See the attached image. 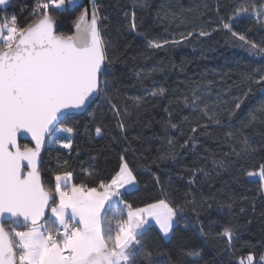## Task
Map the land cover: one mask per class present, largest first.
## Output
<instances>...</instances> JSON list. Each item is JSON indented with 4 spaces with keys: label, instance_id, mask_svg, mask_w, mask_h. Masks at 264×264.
<instances>
[{
    "label": "snow or ice",
    "instance_id": "6c2138e0",
    "mask_svg": "<svg viewBox=\"0 0 264 264\" xmlns=\"http://www.w3.org/2000/svg\"><path fill=\"white\" fill-rule=\"evenodd\" d=\"M232 2L233 10L227 21H221L223 30L241 42L239 46L250 56H264V45L250 40L245 32L234 30L236 23L253 19L258 28L264 29V0ZM8 3L9 0H0V6ZM79 5L80 0H35L32 19L26 24L20 25L15 15L0 18V264H201L202 252L198 247H190L179 240L172 249L163 246L172 243L178 230L182 233L191 230L188 223H182L186 207H191L197 217L196 223L200 224L195 196L188 192L184 205L174 203L160 177L153 174L160 194L146 196L140 206H134L124 196L139 191V181L125 155H120L118 166L108 177L99 179L94 185L83 181L74 183L73 171L66 170L68 161L65 160L53 173L54 188L45 186L40 169L42 149L46 144H54L58 149L71 150L74 143L75 127L57 125L73 120L74 114L86 111L101 98L112 111L121 133L126 129L124 117L129 115L127 108L122 113L110 95V81L106 77L114 75L112 68L120 62V57H109L110 41L103 35L104 22L109 21V16L101 15L96 0H89L90 7L71 19L69 32L57 31V16L53 12L63 15L74 12ZM147 6L146 0H133L130 14L121 6L123 21H116V24L118 32L123 29L140 37L149 51L178 46L193 36L212 34L201 29L180 33L179 39L150 38L146 32L138 30L135 11L137 7ZM185 11L192 9L181 8L180 12L163 17L158 11L154 22L171 24L179 20L184 23L182 13ZM136 75L140 78L142 73ZM257 91L264 93V74L252 78L243 95L234 98V108L228 111L227 122L222 121L220 114L207 103L201 107L202 98L195 90L191 97L183 98V104L198 111L211 124L230 128L242 104ZM165 94L164 87L153 86L146 90V96L153 98ZM131 99L134 107H139L145 97ZM257 122L264 123V102L249 113V124ZM164 126L178 128L170 120L164 122ZM208 127L209 123H197L191 133ZM95 133L103 137L101 127H96ZM18 136H30L34 146H21ZM234 136L232 131L225 132L224 142L229 143ZM175 143L167 139L169 150L159 158L175 161ZM189 146L195 151V135H189L180 148ZM257 151L245 138L239 148L232 146L230 152L224 153L223 159L213 154L211 170L205 166L190 170L189 187L196 183L198 173L205 180H212L213 172L218 177L220 172L230 171L241 158ZM233 155L236 161L231 159ZM83 171L89 178L94 175L92 169ZM237 171H242L249 183L258 179L257 196L264 203V163L253 170ZM189 195H193L191 200L187 199ZM256 199L253 197V212ZM203 202L207 203V199ZM224 207L231 211L233 203ZM244 212L241 208L239 215ZM251 223L248 219L241 227ZM153 227L158 229L156 241L149 243L145 237ZM215 227L213 223L205 231L201 226L199 236L205 242L209 237L221 242L223 247L219 254H227L228 264H232L231 257L236 250L235 242L241 240V230L228 223L213 233ZM257 245L264 249V238L258 240ZM242 246L254 248L256 245L243 241ZM237 264H264V252L259 253L257 260L256 254L250 251L239 258Z\"/></svg>",
    "mask_w": 264,
    "mask_h": 264
},
{
    "label": "trees",
    "instance_id": "16d2710c",
    "mask_svg": "<svg viewBox=\"0 0 264 264\" xmlns=\"http://www.w3.org/2000/svg\"><path fill=\"white\" fill-rule=\"evenodd\" d=\"M146 2V8L137 7L135 11L138 30L146 32L150 38L179 39L180 33L186 34L193 30L198 32L201 29L212 34L207 37L193 36L178 46L149 51L144 41L135 33L123 29L117 31L116 21H123L120 7L123 6L130 14L133 0H96L101 15L109 16V21H105L103 27V35L110 41L109 57H120V62L112 68L114 75L106 78L110 81V95L120 106L122 113L124 108L128 110L129 115L124 117L126 129L123 133L120 132L117 120L103 98L83 115L61 122L60 127H75L74 143L71 150L47 144L40 166L45 186L54 188L53 173L65 160L68 161L66 170L73 171L74 183L83 181L94 185L99 179L108 177L111 170L118 166L120 155H125L139 181V191L124 196L134 206H140L146 196L160 194L154 185L153 174L160 177L174 203L184 205L185 194L188 192L195 196L200 224L196 223L197 217L191 207H186L183 215L191 230L186 233L177 232L171 244L163 245L166 249L174 248L179 240L190 247H198L202 252L201 264H228L229 256L219 254L223 244L213 237L205 242L200 238L199 230L203 226L208 231L209 226L215 223V233L220 230L221 225L231 223L239 227L242 233L241 240L235 242L232 264H237L239 258L250 251L256 254L258 260L259 253L264 252L257 245V241L264 238V215H261L264 213V203L257 196L258 180L249 183L243 172L237 169L253 170L264 163V150H261L264 149V123L249 124V113L264 102V93L257 91L245 100L231 120L230 128L211 124L198 111L194 112L190 106L185 107L183 98L191 97L195 90L202 98L201 107L207 103L220 114L222 121L227 122V113L234 108V98L243 95L251 85L252 78L264 74V56H250L239 46L241 42L223 30L221 21H227L232 12V0ZM34 3L35 0H9L6 7L0 6V18L15 15L19 24L24 25L32 19L31 9ZM205 4L208 5L207 8L204 7ZM181 8L192 9L191 12L182 13L184 23L179 20L171 24L167 21L154 22L158 11L163 17L171 12H180ZM81 10L82 8H76L74 12H65L63 15L53 12L57 16V31L69 32L72 29L71 19ZM168 19H171L170 15ZM234 30L243 31L250 40L264 45V29L258 28L254 19L244 21L243 24L236 23ZM137 72L142 73L140 78L137 77ZM153 86L164 87L166 94L154 98L146 96V90ZM136 96L145 97L139 107H134L131 99ZM169 120L171 124H177L178 128H165L164 122ZM197 123H209V127L192 134L191 128ZM98 126L103 131L102 138L96 136L95 129ZM228 131L235 133V136L226 144L225 132ZM189 135L196 136L195 151L190 146L180 148ZM245 138L258 149L254 155L241 158L235 168L220 172L218 177L213 172L212 180H205L198 173L196 183L189 187L191 169L205 166L207 170H211L213 154L223 159L224 153L230 152L232 146L239 148L240 142ZM167 139L176 142L175 161L159 158L169 150ZM24 144L30 146L29 142H20L21 146ZM231 159L237 160L234 155ZM83 169L94 170L93 177H87ZM193 195L187 196V199L191 200ZM253 197H257L255 212ZM204 199H207V203L203 202ZM227 203H233L231 211L224 207ZM241 208L245 209L243 215H239ZM248 219L252 223L241 227ZM157 232L158 229L153 227L145 237L146 241L154 243ZM243 241H250L256 246L244 247Z\"/></svg>",
    "mask_w": 264,
    "mask_h": 264
},
{
    "label": "water",
    "instance_id": "95a60500",
    "mask_svg": "<svg viewBox=\"0 0 264 264\" xmlns=\"http://www.w3.org/2000/svg\"><path fill=\"white\" fill-rule=\"evenodd\" d=\"M85 7H90V5H89V0H80V5H79L78 8H82V10H83ZM91 106H92V105H91ZM91 106H90V107H91ZM90 107H89V108H90ZM89 108H88V109H89ZM88 109H87V110H88ZM87 110H86V111H87ZM86 111H84V112H82V113H76V114H74V116H81V115H83ZM60 124H61V123H60ZM60 124L57 125V127H59ZM20 142H29L30 146H34V145L32 144V142H31V137H30V136H18V143L20 144ZM46 147H47V144L45 145V147L42 149V152H41V163H42V158H43V154H44V152H45ZM40 166H41V164H40Z\"/></svg>",
    "mask_w": 264,
    "mask_h": 264
},
{
    "label": "rangeland",
    "instance_id": "374dc122",
    "mask_svg": "<svg viewBox=\"0 0 264 264\" xmlns=\"http://www.w3.org/2000/svg\"><path fill=\"white\" fill-rule=\"evenodd\" d=\"M8 5V4H7ZM6 5V6H7ZM6 6H1L2 8H4V7H6ZM60 127V126H59ZM48 145H53L54 147H57V146H55L54 144H48ZM256 180H258V179H256ZM182 223H186L185 221H182ZM178 232H180L179 230H178Z\"/></svg>",
    "mask_w": 264,
    "mask_h": 264
}]
</instances>
